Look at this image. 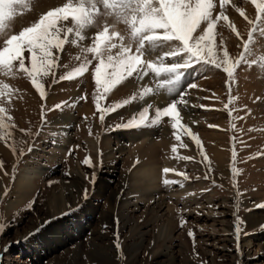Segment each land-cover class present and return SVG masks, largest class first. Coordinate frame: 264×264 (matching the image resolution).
Here are the masks:
<instances>
[{
  "label": "rangeland",
  "instance_id": "374dc122",
  "mask_svg": "<svg viewBox=\"0 0 264 264\" xmlns=\"http://www.w3.org/2000/svg\"><path fill=\"white\" fill-rule=\"evenodd\" d=\"M67 2L82 3L86 11ZM14 3L17 14L7 20ZM150 3L0 0L5 38L39 18L47 20L46 32L33 35L25 28L19 41L13 37L4 48L0 40V223L5 225L0 249L11 244L0 264H165L172 256L173 264H264V208L259 207L264 203V0H196L188 18L197 23L216 5L217 16L205 30L207 43L199 53L209 63L192 62L178 81L151 72L142 78L134 74L102 99L109 81L114 82L105 58L118 54L119 44H133L132 25L138 16L144 22L140 13ZM50 9L54 12L40 17ZM68 17L74 19L61 21ZM56 24L67 27L65 40L69 36L76 43H66L62 53L54 50L59 67L52 83L51 76L38 74L52 68L50 47L63 44L58 32L52 34ZM73 27L81 39L68 34ZM33 28L38 30L39 24ZM24 44L39 47L47 63L24 51ZM167 50H148L142 59L156 61ZM158 62L174 69L183 66L179 58ZM62 75L65 80L59 79ZM146 87L151 92L144 94ZM180 97L186 103L175 108ZM125 99L129 103L116 111H99ZM166 106L155 117L156 108ZM146 107L145 125L116 127L133 117L138 121ZM67 115L68 120L63 118ZM155 118L158 124L152 123ZM152 161L160 174L157 195L122 217L119 207L131 189L132 171ZM27 165L44 171L21 196L16 184ZM55 190H62L68 214L25 240L47 221ZM160 198L164 205L157 214L162 218L145 227L157 211L149 205L160 204ZM142 232L145 239L138 246Z\"/></svg>",
  "mask_w": 264,
  "mask_h": 264
},
{
  "label": "snow or ice",
  "instance_id": "6c2138e0",
  "mask_svg": "<svg viewBox=\"0 0 264 264\" xmlns=\"http://www.w3.org/2000/svg\"><path fill=\"white\" fill-rule=\"evenodd\" d=\"M26 2V0H25ZM125 2H131V0H125ZM137 5H140L143 0H136ZM69 7H78L81 8L82 11H86V6L82 3H78L76 6H73V3H65ZM214 4V3H213ZM215 5V4H214ZM16 4H13V7L11 9V14L9 15L7 20H11L17 13L15 9ZM63 6H59V8H63ZM196 8V0H151V3L144 9L143 13H140V15L145 16L144 22L140 21L139 16L137 17L136 23L132 25L133 30V44L135 45V49L133 50V44L129 46L126 43H122L118 45L119 53L117 54V51L115 55L110 53L111 59H106V63H109L112 65V67L109 69V74L114 77V82L109 81L110 86L106 89L104 92L102 99L115 87L121 84L122 81L126 80L127 78L133 77L135 74L138 78H142L143 76L147 75L149 72L154 73L156 77H175V81H178L181 76V70L187 68L192 62L194 61H200V62H206L207 64L209 61L200 53L201 48L204 47V45L207 43L205 36V30L208 29V25L215 19L213 13L216 10V5L214 7H211L209 11V15L203 16L199 18V21L197 23L196 19L194 18H188V13L190 10H195ZM54 9L48 10L46 13L41 14L40 17H46L49 13H53ZM220 12V9H219ZM219 15V13H218ZM71 18L73 20V17H68L67 20L61 19V21H68ZM262 18H264V15H262ZM6 22V21H5ZM80 21H77V26H79ZM205 24L206 27L201 28V24ZM39 24V29H34L33 26ZM6 27L0 26V40L3 41V47L7 46V42L11 40L13 37L17 38V41L20 39V32H24L25 28L32 29V34H36L37 31L39 32H46L47 31V20L41 21L39 18L38 22L32 23L30 26L24 27L18 34H12L5 38L6 33L4 32ZM63 29V30H61ZM197 29H200L199 34L197 33ZM67 31V27L65 26H55L52 27V34H56L58 32L59 34V41H63L62 46L57 43L56 46L50 47L51 52V61H52V68L49 69L48 67H44L43 70L39 72V77H52V83H56V69L59 67L58 62V54L57 52H54V50H58L59 53L63 52V49L66 45V43H76V40H65V32ZM75 34V37L78 39H81L80 36H76L77 27H73L72 31L68 34L73 33ZM61 33H64L63 36ZM42 39V37H40ZM117 39L119 40L120 37L118 36ZM92 41H95V35L92 37ZM47 44V42H44ZM251 43V41L248 42V45ZM167 46L168 50L163 53V55L159 58H157L156 61L148 60V59H142L145 55V52L157 47H163ZM24 51L27 50L31 53V56L33 52L37 54V60L38 62H42L44 64L47 63V58L40 55V48L39 47H32L30 44H24L23 45ZM87 48V47H86ZM24 53V52H23ZM179 58L182 60V62H178L182 64L183 66L179 69H174L165 64H160L159 60H165L166 58ZM80 58V57H79ZM23 60V63L25 65L24 56L21 58ZM21 59H18V66L21 63ZM99 63V59H97ZM215 66V65H213ZM115 69V71H113ZM21 70V69H20ZM55 73V74H54ZM60 80H65L64 75L60 76ZM32 82V81H31ZM174 80L167 84V85H173ZM96 84V80H95ZM192 87H197V85L193 84ZM45 90V86H44ZM171 90V88H169ZM144 94H147L151 91H148V88H144ZM47 93L45 91L46 97ZM132 99H135V97H132ZM262 99V98H257ZM186 103V101H183V98L180 97V99L173 102V106L177 108V105L180 103ZM129 103L128 99H125L122 102H116L111 105V107H102L99 111L106 113H110L112 111L118 110L123 105H127ZM56 109H59L62 107V105H55ZM168 106L163 108H156L155 110V117L158 116L159 113L163 112ZM149 109L146 107L144 108L143 112L140 114V118L137 121L135 117L130 119L127 123L118 124L116 127L120 128H133V127H140L145 125L146 120L145 115L147 116ZM168 117V116H165ZM6 119V117H5ZM105 119V115L103 116V120ZM160 122V119H156L152 121L153 124H158ZM9 127L12 128L13 125L9 123ZM22 132L25 130H21ZM35 135H39V133H34ZM35 147L34 145L31 146V148L28 149L27 153L32 150V148ZM25 153V154H27ZM260 157H264V152L260 153ZM3 164V161H0V165ZM88 165L87 163H85ZM92 183L95 184V177L93 174L92 177ZM5 195H7V191L5 192ZM88 198V192L85 190L84 192V199ZM34 204L29 205V210H32ZM259 207L264 208V203H261ZM68 213H64L63 215H66ZM55 219V217H52L51 219L42 222V224L36 228L34 231H32L29 236L25 237V240L29 239L32 235H35L36 232L40 231L42 227H47L48 224L52 222V220ZM183 223H186L185 220L182 219V226ZM5 230V225L0 223V235L3 234ZM11 244L4 246L2 249H0V258H2L3 251H6L8 247H10Z\"/></svg>",
  "mask_w": 264,
  "mask_h": 264
},
{
  "label": "bare ground",
  "instance_id": "6f19581e",
  "mask_svg": "<svg viewBox=\"0 0 264 264\" xmlns=\"http://www.w3.org/2000/svg\"><path fill=\"white\" fill-rule=\"evenodd\" d=\"M44 10H43V12H44ZM238 17H239V15H238ZM159 50H161V49H159ZM155 53H157V52H155ZM193 109L195 110V108H193ZM63 118H66V120H68L69 116L68 115L67 116H63ZM200 126L202 127V125H200ZM210 135H212V137H215L212 133ZM136 136H138V135H136ZM63 137H65V135H63ZM146 137L147 136L145 134L144 136H142L140 138L145 140ZM64 139H65L64 141H66V138H64ZM61 148H62V146H61ZM43 168L44 167H42L40 165H36V166L27 165L26 166V168L21 172V174L19 176V181L16 184V188L18 190V194H21V196H23V194H25L28 191V189L30 187H32V183L34 181L33 179L35 177H37L38 175H42L43 174V171H44ZM157 168H158V165L152 161V162H144V163L138 165L132 171L131 176H130V188L131 189H129L125 193V196L122 198V201H121L120 207H119V214L122 217L126 218L129 215V214L125 215V213H130V216L132 215L131 213H133V210H131L130 212H127V209H130V208L133 207L134 210H136V209H138L140 207L139 203H146L147 204V203H150L155 198V196L157 195L156 194L157 193L156 190L160 187L159 183H158L159 178H160V174H159ZM132 193L137 194L136 199H134L133 197L130 198V194H132ZM179 193L183 194V193H185V191H180ZM61 194H62V190H60V191H56L55 190V192H53V194L51 195V199H49L50 200V208H49V211H48L50 215L47 218V220L51 219L52 217H57L58 215L63 214L67 210V208L65 207V204L64 203L61 204V200L63 198V196ZM159 200H162V199L160 198ZM1 201H2V194L0 193V203H1ZM13 202H14V200H10L9 201V203H8V207L9 208L12 207ZM153 204L149 205L150 207L153 206L151 211H153V210L155 211V210H157V208H160L159 210H161V209H163L162 206L164 205V201L161 202L160 204H157V203H155V205H153ZM159 210L156 211V215H154V216L152 215V217L150 218L149 221H146V223L144 224L145 227H147V226H149L151 224L153 225V223H157L162 218V216L159 217L158 214H157L158 212H161ZM57 219H58V217H57ZM129 219H130V217H129ZM171 225H172V222L169 223L170 228L172 227ZM65 226H66L65 228H68L67 225H65ZM235 229H236L235 230L236 231V235L239 237L240 228H239V225H238V222H237V218H236V221H235ZM145 235H146V232H142L141 233V237H140L139 243H137L138 246L143 244V241L145 239ZM99 238L100 239H104V236L100 235ZM173 263H174L173 256L165 262V264H173Z\"/></svg>",
  "mask_w": 264,
  "mask_h": 264
},
{
  "label": "clouds",
  "instance_id": "9594fccd",
  "mask_svg": "<svg viewBox=\"0 0 264 264\" xmlns=\"http://www.w3.org/2000/svg\"><path fill=\"white\" fill-rule=\"evenodd\" d=\"M11 43V42H10Z\"/></svg>",
  "mask_w": 264,
  "mask_h": 264
}]
</instances>
